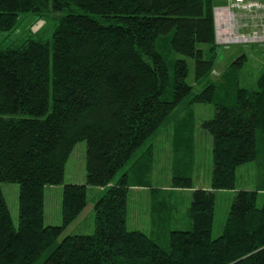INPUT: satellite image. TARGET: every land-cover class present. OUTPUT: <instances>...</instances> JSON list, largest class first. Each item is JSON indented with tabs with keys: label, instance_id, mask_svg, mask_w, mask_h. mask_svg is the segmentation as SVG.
I'll return each mask as SVG.
<instances>
[{
	"label": "trees",
	"instance_id": "obj_1",
	"mask_svg": "<svg viewBox=\"0 0 264 264\" xmlns=\"http://www.w3.org/2000/svg\"><path fill=\"white\" fill-rule=\"evenodd\" d=\"M214 7L215 0H0V33L13 31L20 14L55 23L52 45L33 37L0 45V184L19 186L17 227L0 188V264H264V201L256 205L264 192V73L254 89L240 87L243 55L211 80ZM188 60L199 91L186 82ZM197 103L214 106L202 123L212 138L210 189L192 191L185 230H128L132 189L148 190L152 215L163 218L157 207L173 209L172 195L192 188ZM168 123L171 187L159 189L152 141ZM81 141L85 183L65 184ZM251 162L256 187L235 192L213 239L215 193L234 190L237 167ZM55 186L61 224L45 226L44 189ZM87 187L102 188L93 233L58 242L84 210Z\"/></svg>",
	"mask_w": 264,
	"mask_h": 264
},
{
	"label": "rangeland",
	"instance_id": "obj_2",
	"mask_svg": "<svg viewBox=\"0 0 264 264\" xmlns=\"http://www.w3.org/2000/svg\"><path fill=\"white\" fill-rule=\"evenodd\" d=\"M54 28L55 23L49 17H39L33 13L20 14L18 24L13 31L0 33V45L2 47L17 45L28 37L40 38L52 45ZM216 53L214 71L210 77L212 81L216 80L231 63L244 55L246 59L239 70V86L247 89L255 88L256 80L264 73V46L257 44L218 46ZM188 63L189 72L186 82L194 88V91H199L202 86L195 85L192 60H188ZM192 108L196 124L194 141L195 166L192 174V188L172 195L169 203L173 205V209H163V206L157 207L159 209L157 215L163 218L152 215V201H150L148 190L142 189L143 191H136L135 189L138 188L132 189L128 194L127 203L128 230H140L147 235H150L153 227L160 232H164L163 229H168L167 235L170 230H185V223L188 222L186 209L190 203L192 191L203 187H211L213 169L212 138L208 131L202 127V123L213 117L214 106L212 104L197 103L192 105ZM175 114H177L176 111ZM171 128L172 125L169 123L163 125L152 141L154 144V164L151 180L152 187L154 188L169 189L171 187ZM85 150L86 144L84 141L75 145L67 161L66 179L73 182L68 184L82 185L85 183ZM126 167L119 171L112 180L113 182L117 181L119 175ZM258 178L255 163H246L237 167L235 171L234 190L216 191L211 233L213 239L221 235L235 192L238 190H254ZM0 188L9 209L12 222L17 227L19 186L3 182L0 184ZM49 188L45 187L44 225L49 226L48 224H52L51 226H57L61 223L62 187L58 199L56 198L57 192ZM101 193L102 188L87 187V200L84 210L67 226L58 238V242L66 236L77 234L89 235L93 233V205ZM157 201L160 202V199ZM263 201L264 192L260 191L257 194L256 202L258 208L262 207ZM155 219H157L156 223H154Z\"/></svg>",
	"mask_w": 264,
	"mask_h": 264
},
{
	"label": "built area",
	"instance_id": "obj_3",
	"mask_svg": "<svg viewBox=\"0 0 264 264\" xmlns=\"http://www.w3.org/2000/svg\"><path fill=\"white\" fill-rule=\"evenodd\" d=\"M214 42L217 46H264V0H230L213 8Z\"/></svg>",
	"mask_w": 264,
	"mask_h": 264
},
{
	"label": "crops",
	"instance_id": "obj_4",
	"mask_svg": "<svg viewBox=\"0 0 264 264\" xmlns=\"http://www.w3.org/2000/svg\"><path fill=\"white\" fill-rule=\"evenodd\" d=\"M230 0H215V4L216 5H226ZM215 5V6H216ZM66 175H67V164L65 166V174H64V183L65 184H68V183H73L69 180L66 179ZM82 176V175H81ZM60 187V188H59ZM49 189L51 190H55V192H57V196L56 198L58 199V197H60V191H61V186H55V187H50ZM59 189V190H58ZM201 189H205V190H208L210 189V186L208 187H203ZM136 191H143L142 189H135ZM45 217V189H44V215H43V219ZM128 218V217H127ZM61 224V223H60ZM49 226L52 225V224H48ZM189 224L188 222L185 223V228H188Z\"/></svg>",
	"mask_w": 264,
	"mask_h": 264
}]
</instances>
